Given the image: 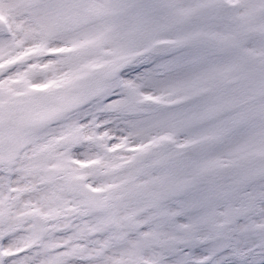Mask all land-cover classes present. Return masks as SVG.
I'll return each mask as SVG.
<instances>
[{
	"label": "snow or ice",
	"instance_id": "1",
	"mask_svg": "<svg viewBox=\"0 0 264 264\" xmlns=\"http://www.w3.org/2000/svg\"><path fill=\"white\" fill-rule=\"evenodd\" d=\"M0 264H264V0H0Z\"/></svg>",
	"mask_w": 264,
	"mask_h": 264
}]
</instances>
